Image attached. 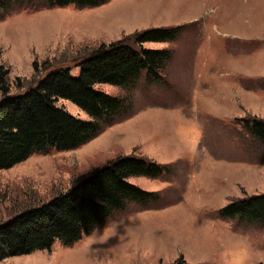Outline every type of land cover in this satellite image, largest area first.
I'll return each instance as SVG.
<instances>
[{
	"label": "rangeland",
	"instance_id": "374dc122",
	"mask_svg": "<svg viewBox=\"0 0 264 264\" xmlns=\"http://www.w3.org/2000/svg\"><path fill=\"white\" fill-rule=\"evenodd\" d=\"M177 26L174 40L144 45L170 53L159 82L141 74L125 88L95 86L127 104L116 122L77 149L0 170V223L119 156L165 167L156 178L129 180L157 198L129 203L72 245L0 264H264V225L219 217L227 204L264 193V146L241 122L264 119V0H108L93 8L35 0L0 19V63L16 95L46 69L76 75V60L100 44ZM56 105L88 119L69 101Z\"/></svg>",
	"mask_w": 264,
	"mask_h": 264
},
{
	"label": "trees",
	"instance_id": "16d2710c",
	"mask_svg": "<svg viewBox=\"0 0 264 264\" xmlns=\"http://www.w3.org/2000/svg\"><path fill=\"white\" fill-rule=\"evenodd\" d=\"M35 0H0V19L14 6ZM108 0H43L47 8L70 5L98 7ZM180 27L152 28L96 49L76 60L74 67L59 66L44 73L22 93L11 95L9 69L0 63V170H8L35 153L69 151L95 139L117 121L126 104L96 85L128 87L141 74L148 84L161 80L170 59L167 49H150L148 43L174 40ZM66 100L84 112L81 119L58 107ZM127 105V104H126ZM243 128L264 146V119L247 117ZM164 166L139 155L119 156L94 168L70 189L37 207L26 209L0 223V262L9 257L48 251L56 243L69 246L121 212L129 203L151 201L156 193L131 183V178H156ZM224 219L240 218L264 225V193L235 200L219 210ZM170 264H189L179 257Z\"/></svg>",
	"mask_w": 264,
	"mask_h": 264
}]
</instances>
